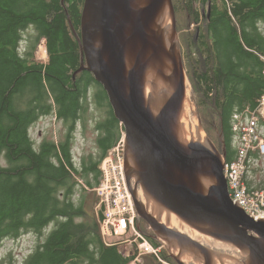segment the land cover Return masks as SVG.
<instances>
[{"label":"trees","instance_id":"1","mask_svg":"<svg viewBox=\"0 0 264 264\" xmlns=\"http://www.w3.org/2000/svg\"><path fill=\"white\" fill-rule=\"evenodd\" d=\"M171 2L191 99L204 132L224 148L229 162L236 152L232 114L254 110L264 94V0ZM82 5L83 0H0V241L34 233L38 240L23 264H128L133 257L104 243L99 214L86 208L88 195L93 207L97 201L100 160L123 129L101 84L86 70L75 73L80 49L69 21L79 36ZM29 26L34 34L21 48ZM41 41L44 60L35 57ZM90 100L105 115L94 121L95 153L83 155L77 166L73 132L78 122L86 128L82 118ZM49 114L67 132L35 148L29 128ZM141 221V231L158 245ZM162 255L177 264L165 248ZM139 264L158 262L143 255Z\"/></svg>","mask_w":264,"mask_h":264},{"label":"water","instance_id":"2","mask_svg":"<svg viewBox=\"0 0 264 264\" xmlns=\"http://www.w3.org/2000/svg\"><path fill=\"white\" fill-rule=\"evenodd\" d=\"M69 24L80 49L75 73L90 72L107 94L125 134L124 170L137 216L156 240L177 264H264V220L231 201L224 148L207 135L182 138L188 80L171 0H83L79 36ZM163 212L232 253L169 227Z\"/></svg>","mask_w":264,"mask_h":264},{"label":"built area","instance_id":"3","mask_svg":"<svg viewBox=\"0 0 264 264\" xmlns=\"http://www.w3.org/2000/svg\"><path fill=\"white\" fill-rule=\"evenodd\" d=\"M231 129L236 152L223 170L228 195L251 219L264 220V94L254 110L232 114ZM124 137L122 132L99 163L94 211L100 235L106 245H120L122 253L133 256L128 264H139L143 255L172 264L162 255V245L152 243L137 223L124 170Z\"/></svg>","mask_w":264,"mask_h":264},{"label":"rangeland","instance_id":"4","mask_svg":"<svg viewBox=\"0 0 264 264\" xmlns=\"http://www.w3.org/2000/svg\"><path fill=\"white\" fill-rule=\"evenodd\" d=\"M259 27L262 33L264 34V22H260ZM32 31L34 34L33 26H29L28 29H26V31L22 33L23 39L20 42L21 48H24L29 43L28 37L29 34L32 33ZM43 44L44 41H41L35 52V57L41 60H44V58L46 57L45 48ZM43 50H44V54H43ZM187 86H188L189 99L194 105L195 114L198 115L195 104L191 99V86L189 81H187ZM87 109H88L87 113H85V116L82 118V121H84L86 124V128L82 129L81 124H79L78 122L77 126L75 125V130L73 132L72 154H73V160L77 166H80L83 155L87 156L89 153H95L96 150L95 137L97 135V132L94 131V121L103 119L105 115L104 113H102L101 110L97 108V106L94 105L93 100L89 101ZM197 115L195 118H197L196 120L198 122L199 117H197ZM199 127L201 128L205 136L206 133L204 132L202 125ZM66 132H67L66 125L64 124L63 121L57 119L54 114H49L40 117L29 128V134L34 141L35 148L39 146L40 141L43 140L44 138L58 141L60 138L64 136ZM79 194H81L80 191L77 192V195ZM91 201L92 198L90 195H88L86 208L88 212L91 211L95 212L94 207L91 204ZM141 223L142 225H139V227H145L143 221H141ZM51 227L53 228V224H50V226L46 230L49 231ZM146 227L149 229L148 225ZM195 238L205 243H207L208 241V239H204L199 235L195 236ZM37 240H38L37 236L34 233H30V232L23 233L18 237H6L2 239L0 241V262L2 264H23L24 259L34 249ZM118 247L120 250V245H118Z\"/></svg>","mask_w":264,"mask_h":264},{"label":"bare ground","instance_id":"5","mask_svg":"<svg viewBox=\"0 0 264 264\" xmlns=\"http://www.w3.org/2000/svg\"><path fill=\"white\" fill-rule=\"evenodd\" d=\"M170 22V19L168 18V16H166V20L165 23ZM43 54H44V50H43ZM149 91V86L148 84H146V92ZM182 114L180 115V122L182 124V129H183V135L182 138L183 139H192V140H198V141H203L205 136L201 130V128L198 125L197 122V118L196 114H195V109H194V105L192 104V102L189 99V94H188V87L186 90V99L185 102L183 104V108H182ZM138 198L141 199L142 201H145V198L141 192V190H139V195ZM152 211L154 212V210L152 209ZM160 220L164 223H166L169 227L176 229L182 233H185L186 235H188L190 238L198 241L199 243L219 250V251H226V252H231V249L228 245L221 243L219 241L213 240L212 238L199 234L198 232L190 229L187 225H185L183 222H181L177 217H175L172 214H167L165 212L162 213V217L160 218ZM201 236L204 239H208L207 243L205 242H201L200 240H197L195 238V236ZM213 240V241H210ZM186 258V257H184Z\"/></svg>","mask_w":264,"mask_h":264}]
</instances>
